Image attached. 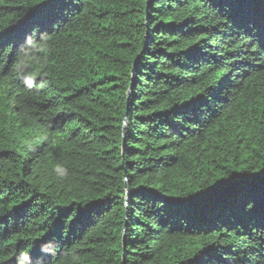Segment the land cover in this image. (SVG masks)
<instances>
[{
  "label": "trees",
  "instance_id": "trees-1",
  "mask_svg": "<svg viewBox=\"0 0 264 264\" xmlns=\"http://www.w3.org/2000/svg\"><path fill=\"white\" fill-rule=\"evenodd\" d=\"M0 264H264V0H0Z\"/></svg>",
  "mask_w": 264,
  "mask_h": 264
},
{
  "label": "clouds",
  "instance_id": "clouds-1",
  "mask_svg": "<svg viewBox=\"0 0 264 264\" xmlns=\"http://www.w3.org/2000/svg\"><path fill=\"white\" fill-rule=\"evenodd\" d=\"M56 172L59 174V176H60L61 178L65 177V176L67 175V171H66V169H64V168H62V167H60V166H57V167H56Z\"/></svg>",
  "mask_w": 264,
  "mask_h": 264
}]
</instances>
